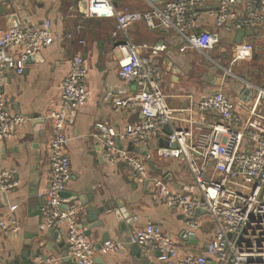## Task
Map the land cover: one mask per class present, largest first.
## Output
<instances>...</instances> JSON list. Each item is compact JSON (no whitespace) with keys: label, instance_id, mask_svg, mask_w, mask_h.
Returning a JSON list of instances; mask_svg holds the SVG:
<instances>
[{"label":"crops","instance_id":"crops-1","mask_svg":"<svg viewBox=\"0 0 264 264\" xmlns=\"http://www.w3.org/2000/svg\"><path fill=\"white\" fill-rule=\"evenodd\" d=\"M84 2L5 0L0 6V29L15 27L13 17L18 18L22 28L39 27L48 20L52 22L56 36L54 44L44 47L25 64L22 75L10 72L9 81L1 91L12 114L32 120L12 138L0 141V169L12 171L19 182L14 191L0 192V264H78L68 250L67 228L46 226L42 211L44 201L40 198L46 194L49 185L53 138L50 117L60 107L63 81L70 73L72 60L78 56L87 61L86 87L90 97L84 106L73 112L66 127L71 179L61 195L62 209L78 212L79 227L98 251L104 241L124 242L131 231L152 224L160 227L178 245L181 258L201 253L215 231L208 214L196 213L202 229L195 237L185 238L187 228L181 210L166 206L151 184L135 179L129 166L110 165L104 160L105 145L97 125L123 132L127 126L141 123L142 114L133 105H117L120 101L133 99L138 91L136 84L125 82L119 76L123 54L117 44L126 40L125 35L114 36V18L86 16ZM116 7L140 14L149 11L144 0H128L117 3ZM211 8L204 10L199 23L208 31L215 29L214 20L208 15ZM262 28L255 29L256 37L242 40V44H252L255 51L251 57L236 64L232 62L236 58L237 31L230 26L218 30L220 44L207 53L209 58L195 49L181 51L184 43L174 32L160 28L151 30L144 20L135 22L128 35L136 45L165 47L154 63L162 70V89L169 106L179 111L176 126L187 129L192 128L187 122L189 118L209 124L222 121L212 113L203 115L185 111L220 90L232 100L242 125L254 108L264 115V101L246 91L242 82L229 75L230 71L234 76L256 84L264 82ZM22 51L13 47L7 52L19 57ZM167 134L165 129L145 145H137L130 139H118L115 145L138 156L150 179L162 180L174 194L197 198L200 192L183 158L165 159L159 154L161 148L166 147ZM194 135L197 137L198 134L194 132ZM13 206L17 209L11 212ZM93 210L99 211L95 219L90 216ZM2 222L18 230L6 233L1 227ZM96 261L98 264H166L159 260V254L128 244L118 252L99 253Z\"/></svg>","mask_w":264,"mask_h":264},{"label":"built area","instance_id":"built-area-1","mask_svg":"<svg viewBox=\"0 0 264 264\" xmlns=\"http://www.w3.org/2000/svg\"><path fill=\"white\" fill-rule=\"evenodd\" d=\"M125 1L128 0L84 2L86 16L114 18V36L119 33L125 35L126 40L117 44V49L123 54L119 76L125 82L136 84L138 91L133 99L120 101L117 105H133L142 114L141 123L129 125L123 132L103 124L97 125L105 145L104 160L110 165L129 166L135 179L151 184L166 206L181 210L187 228L185 238L195 237L196 232L202 229L196 213L206 211L215 226L213 239L203 252L181 258L178 245L160 227L151 224L131 231L124 242L106 241L98 251L79 227L78 212L62 209L61 195L71 179L66 127L73 112L84 106L90 97L86 87L87 61L81 56L72 60L70 73L63 81L60 107L50 117L53 138L50 143L49 185L46 194L40 196L44 201L42 211L46 226L50 229L67 228L68 250L78 264H98L96 257L99 253L118 252L125 244L157 253L159 260L166 264H264V115L254 108L242 125L232 100L224 90H220L185 110L203 115L212 113L222 119L220 123L196 122L189 118L187 122L192 128H178L179 111L169 106L162 89V70L154 63L165 47L136 45L128 35L135 22L144 20L151 30L160 28L174 32L184 43L181 51L195 49L209 58L207 53L220 44L219 29L230 26L236 31H255L264 27V0H144L149 6V11L144 14L117 9L116 4ZM4 3L5 0H0V6ZM209 7H212L208 15L214 20L213 31L199 26L202 13ZM55 41L52 22L48 20L39 27L0 29V141L12 138L32 120L12 114L7 107L1 91L9 81V73L22 75L25 64ZM13 47L23 50L19 57L8 54V49ZM254 51L255 47L250 43L235 45L236 58L232 64L245 61ZM229 75L264 101V82L256 84L234 76L230 71ZM165 129H168L167 147L161 148L159 154L165 159L183 158L200 192L197 198L174 194L162 180L150 179L144 162L138 156L115 145L118 139H130L137 145H145ZM18 187L19 182L13 172L0 169V192H11ZM16 209L17 206H13L11 212ZM1 227L6 233L18 230L4 222Z\"/></svg>","mask_w":264,"mask_h":264},{"label":"water","instance_id":"water-1","mask_svg":"<svg viewBox=\"0 0 264 264\" xmlns=\"http://www.w3.org/2000/svg\"><path fill=\"white\" fill-rule=\"evenodd\" d=\"M151 1H153V2H159L160 0H151ZM13 20L15 21V24H16V26L17 27H19L20 26V24L18 23V18L17 17H13ZM237 37H236V42L238 43V44H240L241 42H242V40H244V39H246V38H253V37H256L257 36V32L256 31H244V30H240V31H237V35H236ZM32 59H30L29 61H31ZM246 91H249L248 89H246ZM250 92V91H249ZM166 131L168 132V129H166ZM166 147H167V143H166V145H165ZM164 147V146H163ZM173 148H177V146L176 145H173ZM98 210H93V211H91L90 212V216H91V218L92 219H95V218H97V215H98ZM198 213L199 212H205L206 213V211H197ZM206 214H208V213H206ZM52 231V230H51ZM107 240V239H106ZM104 242H106V241H104ZM101 247L102 246H100V248L99 249H101ZM136 249H138V246H134Z\"/></svg>","mask_w":264,"mask_h":264},{"label":"rangeland","instance_id":"rangeland-1","mask_svg":"<svg viewBox=\"0 0 264 264\" xmlns=\"http://www.w3.org/2000/svg\"><path fill=\"white\" fill-rule=\"evenodd\" d=\"M262 30L264 31V28H262Z\"/></svg>","mask_w":264,"mask_h":264}]
</instances>
